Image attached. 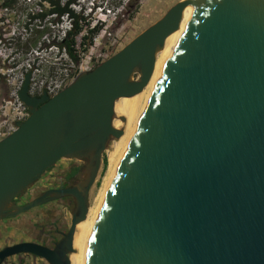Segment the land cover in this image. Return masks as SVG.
<instances>
[{
	"label": "water",
	"instance_id": "1",
	"mask_svg": "<svg viewBox=\"0 0 264 264\" xmlns=\"http://www.w3.org/2000/svg\"><path fill=\"white\" fill-rule=\"evenodd\" d=\"M175 31L84 264H264V0H180L51 97L30 96L25 75L18 97L28 117L0 139V220L60 196L75 207L53 250L20 243L0 251V263L29 254L70 264L103 154L123 133L115 103L146 87ZM59 160L85 161L75 185L12 203Z\"/></svg>",
	"mask_w": 264,
	"mask_h": 264
},
{
	"label": "flooded vegetation",
	"instance_id": "2",
	"mask_svg": "<svg viewBox=\"0 0 264 264\" xmlns=\"http://www.w3.org/2000/svg\"><path fill=\"white\" fill-rule=\"evenodd\" d=\"M18 1L0 0V35H3L7 28V26L3 27L5 22L4 12L14 9ZM70 1L71 7L74 0ZM52 2L59 3L62 6L60 0H42V4L41 2L39 4L42 8L41 12L45 9L50 10L54 8ZM43 3H47V6H43ZM37 4L38 2H35L34 6ZM61 18L62 16H47V19H45L41 27L44 28V24L46 23L54 24V27H58L60 26ZM69 20L71 23V18ZM66 34L61 37V31L59 29L54 30L52 28L48 30L45 36L47 42H43L41 50L47 52L50 48L49 44L58 47L66 38ZM14 55L18 56L17 51H14ZM3 68L0 60V71ZM8 96L9 86L6 83V77L0 75V106L8 99ZM84 166L85 161H57L34 182L31 188L13 199L12 203L20 207L39 200L42 202L47 199L44 196L49 191L71 188L82 178ZM74 207L75 199L72 196H60L55 200L44 201L40 205L14 217L0 220V251L20 243H32L53 250L68 232ZM37 260L40 261V264H47L44 259L29 254L11 256L0 264H36Z\"/></svg>",
	"mask_w": 264,
	"mask_h": 264
},
{
	"label": "rangeland",
	"instance_id": "3",
	"mask_svg": "<svg viewBox=\"0 0 264 264\" xmlns=\"http://www.w3.org/2000/svg\"><path fill=\"white\" fill-rule=\"evenodd\" d=\"M60 1L63 5L68 0ZM178 1L180 0H74L70 8L74 13H80L91 25L96 23L101 25L98 34L92 37V45L87 52L92 59V63L95 64L99 54H109L111 50L115 53L123 48L138 34L158 21ZM34 3H28L27 0H19L15 4L14 9L4 12L7 19L6 23L8 24L7 30L11 34L14 32L13 34L16 37L8 45L12 48V51H17L18 54L12 69L15 74H18L22 67L26 65V59L30 57L31 53L37 51L38 54L47 58L48 52L41 50L43 42H47L46 33L52 28L60 30V26L54 27V24L46 23L44 28L30 26V30L24 33L22 27L24 26L26 14L37 12ZM43 6H47V3H43ZM37 31H39L40 36H38ZM83 34L85 33L78 35V50H80L79 44ZM50 46L51 44H49ZM49 50L55 52L51 47L47 51ZM60 63L64 64V59L61 58ZM9 64H12V62L10 61ZM9 64L5 63V66L10 68ZM112 143L103 154L99 174L90 189L89 207L95 204L98 194L103 188L109 165L108 155L113 152ZM36 264H40V261L37 260Z\"/></svg>",
	"mask_w": 264,
	"mask_h": 264
},
{
	"label": "built area",
	"instance_id": "4",
	"mask_svg": "<svg viewBox=\"0 0 264 264\" xmlns=\"http://www.w3.org/2000/svg\"><path fill=\"white\" fill-rule=\"evenodd\" d=\"M27 1L28 3L38 2L35 6L36 13L42 11V8L39 6L41 0ZM5 12L8 11L6 10ZM36 13L30 12L26 14L24 26L22 27L24 33H27V31L30 30V26L26 27V24L29 21V15ZM6 20L7 19L5 18L3 27L8 25ZM64 21L66 31L61 33V37L71 30L69 17L64 15ZM13 33L14 32H12V34L9 33L6 28V32H4L3 35H0V59L4 67L2 71H0V75L6 77V83L9 86L8 99H6L0 106V139H3L13 132L16 129L17 124L23 122L28 117V110L18 97L25 75H29L28 94L30 96L39 97L46 93L51 97L68 86L79 72L91 70L95 64H98L114 54L112 50L109 54L101 53L98 55L99 58L94 64L87 52L86 54L78 50L77 36L75 37L76 45L74 46V49L76 50L75 53L78 54V62L71 60L67 56L65 50H61L59 47L51 45V49H54L55 52H51L50 50L47 51V58L38 54L37 51L31 53L30 57L26 59V65L22 67L18 74H15L12 69L16 56L14 55V51L11 50L12 48L8 46L11 41L16 39ZM61 58L64 59V64L60 63ZM10 61L12 64H9ZM5 63L9 64L10 68L6 67Z\"/></svg>",
	"mask_w": 264,
	"mask_h": 264
},
{
	"label": "bare ground",
	"instance_id": "5",
	"mask_svg": "<svg viewBox=\"0 0 264 264\" xmlns=\"http://www.w3.org/2000/svg\"><path fill=\"white\" fill-rule=\"evenodd\" d=\"M193 12V8L189 7L184 12V16L180 22L179 28L184 25L187 20L189 19L190 15ZM63 17V16H62ZM178 31V30H177ZM170 34L164 42L163 49L157 54L154 70L151 76V79L149 80L146 87L138 94L130 97V98H121L115 103L114 111L115 114L118 116H121L124 118V122L120 123L119 120H115L113 122V126L116 129L122 130V135L118 138V140L114 141L112 143L113 152L109 153L108 155V170L106 173V177L104 180L103 188L99 192L98 197L96 199V202L93 206L89 207L86 219L76 226V231L73 237V249L74 252L69 257L70 264H84L85 259V251L87 248V242L88 238L92 229V226L95 222V219L99 213L101 203L103 201V198L106 194V191L109 187L110 182L113 179V176L116 172V169L119 165V162L127 148V145L133 135V132L135 131V128L138 124V121L144 111V107L146 104V101L153 89V86L155 84V81L157 80L159 71H160V65H161V59L163 57L164 52L172 42L176 32ZM104 61V60H103ZM100 63V62H99ZM95 64L92 69L96 66ZM91 69V70H92ZM89 70V71H91ZM86 71V72H89ZM82 73V72H79ZM78 73V74H79ZM77 74V75H78ZM76 75V76H77ZM75 76V77H76Z\"/></svg>",
	"mask_w": 264,
	"mask_h": 264
},
{
	"label": "trees",
	"instance_id": "6",
	"mask_svg": "<svg viewBox=\"0 0 264 264\" xmlns=\"http://www.w3.org/2000/svg\"><path fill=\"white\" fill-rule=\"evenodd\" d=\"M71 1L68 0L65 4L62 6L59 5V3L52 2V5L54 8H51L50 10H44L41 13H36L29 15V21L26 24V27L28 26H35V27H41L42 23L47 19V16L54 15V16H64L71 18V31H68L66 34V38L61 42V44L58 46L61 50H65L67 56L75 61L78 62V54L75 53L74 46L75 44V37L78 35H81V33H85L81 36V43L79 44L80 52L86 53L88 52V49L92 45V37L94 35L98 34V32L101 29V25H98L96 23L95 25H91L89 21H87L83 16H81L80 13H74L70 9ZM38 36H40L39 31H37Z\"/></svg>",
	"mask_w": 264,
	"mask_h": 264
},
{
	"label": "clouds",
	"instance_id": "7",
	"mask_svg": "<svg viewBox=\"0 0 264 264\" xmlns=\"http://www.w3.org/2000/svg\"><path fill=\"white\" fill-rule=\"evenodd\" d=\"M60 30H61V33H64V32L66 31V30H65L64 16L61 18ZM66 33H67V32H66Z\"/></svg>",
	"mask_w": 264,
	"mask_h": 264
}]
</instances>
